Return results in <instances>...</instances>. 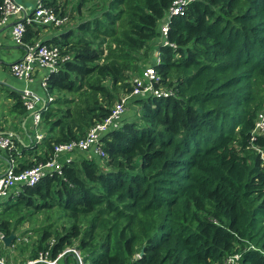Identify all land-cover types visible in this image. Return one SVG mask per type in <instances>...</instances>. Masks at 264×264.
Returning a JSON list of instances; mask_svg holds the SVG:
<instances>
[{
	"label": "trees",
	"instance_id": "1",
	"mask_svg": "<svg viewBox=\"0 0 264 264\" xmlns=\"http://www.w3.org/2000/svg\"><path fill=\"white\" fill-rule=\"evenodd\" d=\"M43 1L80 24L54 39L69 58L48 82L46 137L22 145L34 160L14 154L17 171L106 119L156 51L173 94L137 98L140 120H122L103 138L106 157L78 153L0 205V232L40 220L30 258L76 246L85 264H264V134H253L264 110V0H196L167 37L161 26L177 0ZM67 25L27 24L24 43L40 42L41 27ZM6 92L10 115L27 119L23 95Z\"/></svg>",
	"mask_w": 264,
	"mask_h": 264
},
{
	"label": "built area",
	"instance_id": "2",
	"mask_svg": "<svg viewBox=\"0 0 264 264\" xmlns=\"http://www.w3.org/2000/svg\"><path fill=\"white\" fill-rule=\"evenodd\" d=\"M196 0H177L170 9L169 15L161 26V33L168 36L169 25L172 18L182 16L185 8ZM2 12L0 15V28L11 24V36L13 40L24 48L22 60L11 66L13 76L24 82L30 83L34 79L36 72L47 70V74L42 80V87L46 93L45 98H41L30 89L20 91L27 110L32 116V136L33 140L39 144L46 137L43 130V112L50 108V103L54 98L48 89V82L52 75L57 74L63 64L69 58L64 56L60 46L37 42L33 45L24 43L27 24H38L45 26L61 27L69 22L68 16L60 17L52 7H47L43 0H39L33 13L26 14L25 8L16 0H3ZM25 14V16H24ZM167 45V40H162ZM153 64L146 65L140 75H136L132 81L133 90L127 95H122L113 106L111 114L103 121L94 124L79 140L61 143L54 147L53 156L44 163H40L32 168L17 171L18 164L14 156L19 152L16 147L15 136L13 134L0 135V149L10 153L9 166L0 170V205L16 198L24 186L33 187L47 177H53L56 173H61L64 163H70L78 153L94 154L106 157L103 149V138L113 130L120 127L124 116L128 113V105L137 98L146 99L149 97L163 98L169 97L173 92L162 84V77L158 74L156 66L161 63L159 51H156ZM164 86V87H163ZM163 87V88H162ZM130 103V104H131ZM254 135L264 134V110H262L253 131ZM255 140V137L252 139ZM262 165L264 168V150H260ZM18 191V192H17ZM5 235L0 232V242L3 243ZM67 254H72L77 259L78 264H85L81 252L76 246L68 247L57 255L56 258L50 256L49 251H42L36 258L28 259L25 264H60ZM239 256H237V259ZM0 264H12L0 257ZM231 264H234L233 262Z\"/></svg>",
	"mask_w": 264,
	"mask_h": 264
},
{
	"label": "crops",
	"instance_id": "3",
	"mask_svg": "<svg viewBox=\"0 0 264 264\" xmlns=\"http://www.w3.org/2000/svg\"><path fill=\"white\" fill-rule=\"evenodd\" d=\"M19 4H22L25 8V13L31 14L33 13L35 7L38 4L39 0H16ZM25 16V14H24ZM63 29V28H62ZM65 31L60 30L56 31L53 28L49 27H41L40 30V42H49V44H54V39H59ZM24 55V48L16 43L12 36H11V24L5 27L0 28V88L4 90H10V91H17L20 92L24 89H30L33 92H35L38 96L41 98L46 97V93L42 87V80L47 74V70H40L36 72L34 75V79L30 83H24L18 79H16L11 71V66L22 60ZM52 103V102H51ZM50 103V104H51ZM28 116L27 119L23 120L21 118L17 119L16 116H13L14 122L10 121H4L1 123L0 121V135L4 134H13L16 137L19 138V142L21 145L16 146L17 150L19 152L18 160L22 159H28V160H34L33 155L29 156L26 155L25 157H22L23 153L25 152L24 146L29 149L30 145L26 140L24 141V135H27L31 142L33 140L32 134V116L31 113ZM131 117V114L125 115L123 120L126 121ZM8 123L5 128H3L4 123ZM17 133V135H16ZM41 144V143H39ZM24 145V146H22ZM43 152V150L39 151V153ZM16 163L18 164L17 157H15ZM10 153L7 150L0 149V170L4 171L10 163ZM18 192V191H17ZM21 229V228H20ZM20 231L16 233L18 235V239L21 237ZM16 239V241L18 240ZM2 243V242H1ZM1 246V245H0ZM3 248V249H1ZM2 250L1 253L3 256H0L1 258L5 256V260L7 262L12 264H25V262L30 259L28 255L22 254L21 248L17 245V243L12 244L11 247L7 248L5 244L3 243V247H0ZM60 264H78L77 259L75 256H69L65 257Z\"/></svg>",
	"mask_w": 264,
	"mask_h": 264
},
{
	"label": "rangeland",
	"instance_id": "4",
	"mask_svg": "<svg viewBox=\"0 0 264 264\" xmlns=\"http://www.w3.org/2000/svg\"><path fill=\"white\" fill-rule=\"evenodd\" d=\"M98 1L99 0H89V4L93 6ZM85 9H86L85 7L82 9L83 12H86ZM67 16H69V18H70L69 19V22L67 23L68 25L65 26L63 29H60V30L65 31L64 34L69 33L70 29L76 28L80 24L79 23L80 21L75 20L76 16H73L70 13H68ZM110 45H112V44L111 43H108V44L102 45L101 48L105 51V53H104L105 55H106V53L107 54L109 53L107 50H108V48H109ZM143 52H145V51L143 50L140 54H138L139 56H141L140 63H139V66L140 67L141 66L144 67L146 65V63L148 62V60L143 56V54H142ZM155 54H156V52L153 54V57L155 56ZM135 72H137V70H135L133 72H129L127 74L133 76L135 74ZM133 79H132V81H133ZM130 80H129V83H131ZM165 87H167V86H165ZM122 95H123V92L119 94V97H121ZM124 95H127V93L124 94ZM119 97L117 98V100H119ZM117 100L116 101L114 100V102H113L114 105L117 102ZM130 103L128 105V111H127L128 113H127V115L128 114L129 115L131 114V117L129 119H127L126 122H131L133 120H138L139 121L140 118H141V114H142L141 113V111H142L141 105H139V104H137L135 102L134 103H131V104ZM12 104H13V102H11L7 98V92H6V90L3 91V89L2 90L0 89V121H1V123L4 122V121H9V119H10V121L14 122L13 116H11L10 113H9V107L12 106ZM7 125H9V124L5 122L4 125H3V128H5ZM16 135H17V133H16ZM15 138L18 141H20L18 137L15 136ZM25 140L29 144H32V146H36L37 145V143L35 141H32L31 142V139L27 135H24V141ZM41 224H42V222L40 220L34 218V221H30V222L25 223L24 225L21 226V229H19L20 233L21 232H27V234L21 235V237L17 241V245L21 248V252H23L22 254L28 255V256L31 254V252H32L31 251L32 245H33V242L35 240V237H33V234H32V231L31 230H32V228L37 227V226H39ZM1 251L2 250L0 249V256H3L2 253H1ZM4 258H5V256H4Z\"/></svg>",
	"mask_w": 264,
	"mask_h": 264
},
{
	"label": "water",
	"instance_id": "5",
	"mask_svg": "<svg viewBox=\"0 0 264 264\" xmlns=\"http://www.w3.org/2000/svg\"><path fill=\"white\" fill-rule=\"evenodd\" d=\"M18 239V235L14 232L11 233L10 236H7L3 239V243L7 248L11 247L13 242ZM144 251L141 252V256L143 255Z\"/></svg>",
	"mask_w": 264,
	"mask_h": 264
}]
</instances>
